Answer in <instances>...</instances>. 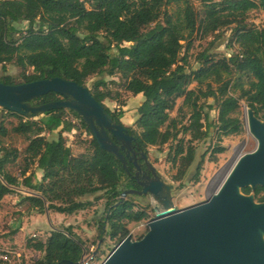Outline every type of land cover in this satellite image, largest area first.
<instances>
[{
    "label": "trees",
    "instance_id": "trees-1",
    "mask_svg": "<svg viewBox=\"0 0 264 264\" xmlns=\"http://www.w3.org/2000/svg\"><path fill=\"white\" fill-rule=\"evenodd\" d=\"M196 2L204 10L202 19L193 0H0V66L3 73L11 64L22 69L24 83L62 78L86 86L93 76L119 75L127 92L144 97L138 108L137 127L141 132L126 127L144 150L178 139L180 123L171 119L170 112L181 98L191 111L190 124L182 130L193 141L207 138L215 130L219 139L240 135L243 125L237 114L241 101L264 121V31L244 24L250 12L264 11V0ZM22 22L28 23L25 32L15 26ZM232 26H235L233 44L239 48L238 53L221 60L204 53L199 58L201 66L188 70L187 55L181 57L183 43H187L188 51L195 34L201 33L205 39ZM28 69H32L31 75H26ZM0 82L19 85L10 76L2 77ZM192 83L198 84L197 90H189ZM106 87L104 78L95 83L92 92L95 99L100 103L107 99L116 101L110 91H101ZM208 99L216 103L217 123L211 121L208 113H203L200 101ZM57 100L59 96L50 93L34 101L45 104ZM106 110L114 121L121 122L122 110L117 113L107 107ZM65 111L46 113L45 119L38 123L0 109L1 118L4 113L20 118L13 131L27 136L29 141L25 157L28 164L19 177L7 170L17 162L19 151L0 142V202L22 187L36 193L22 199L31 211L44 214L49 210L71 216L93 206L85 197L102 193L103 197L96 201L105 200L110 237L119 238L121 243L130 234L127 224L142 222L148 215L134 211L131 196L121 200L123 185L132 188L126 170L114 155L101 151L94 139L90 141L91 157L73 156L63 134L75 129L63 119ZM68 112L79 118L86 133L91 135L82 118ZM57 131V139L48 141L42 136ZM7 133L1 123L0 135ZM185 152L181 163L188 169L195 160L194 148L185 150L181 144L176 155L183 156ZM214 152L223 154L225 148L219 146ZM204 163L203 157L196 168L195 183L199 182ZM34 165L42 172L41 181L35 173H30ZM242 192L250 195L251 189ZM255 192L259 196L264 187H258ZM103 233L100 229V236ZM26 247L45 254L39 264L63 260L78 263L85 253L82 240L70 227L53 232L46 243L29 240Z\"/></svg>",
    "mask_w": 264,
    "mask_h": 264
},
{
    "label": "rangeland",
    "instance_id": "rangeland-1",
    "mask_svg": "<svg viewBox=\"0 0 264 264\" xmlns=\"http://www.w3.org/2000/svg\"><path fill=\"white\" fill-rule=\"evenodd\" d=\"M193 1L196 12L200 16V19H202L204 17V10L196 0ZM244 24L248 25V27L264 31V11L250 12ZM15 26L25 32L28 28V23L22 22ZM234 28L235 26L228 27L216 35L205 39L201 33L195 34L188 51L187 43H183L184 48L181 57L187 55L188 70L198 69L201 66V62L199 61L200 56L207 52L212 54L217 60L229 59L236 55L239 48L233 44L235 34L232 30ZM32 73V69H28L26 75H31ZM24 74V71L14 64L7 66L6 73H3L2 66H0V79L4 76H10L14 83L22 84L25 81ZM102 78L107 81V87L102 88L101 91H110L112 97L116 99V101L107 99L103 104L112 113L122 110L124 116L121 119V123L139 134L141 130L137 127L138 108L144 101V97L134 96L127 92L125 90V81L119 75H115L114 77H107L106 75L103 77L93 76L89 78L86 86L91 92H94L95 83ZM197 89V83H192L189 87V90ZM202 89H206L205 86ZM31 104L38 106L42 102L34 101ZM200 105L204 108L203 113H208L211 121L217 123L218 112L215 108L216 103L214 100H201ZM210 106L214 108L210 109ZM247 115L249 116L248 119ZM3 116L4 118L0 117V124L4 123V128L8 133L6 136L0 135V142L11 150H18L20 154L17 162L8 166L7 170L12 175L19 177L20 171L25 168L26 163L28 164L25 161V157L29 141L27 140V136L14 133L13 131V128L19 124L20 118L8 116L5 113ZM237 116L243 125L242 134L219 139L217 130H215L209 137L193 141L190 134H185L182 130V127L189 126L190 124V108L184 105V98L178 99L175 109L170 112L171 119H176L180 123L178 126V130L180 131L178 139L164 146L148 147L145 150L149 162L156 169L161 179L165 183L174 186L172 196L177 210L202 204L212 198L218 193L238 161L244 155L250 154L257 149L258 142L250 131V111L245 101H241ZM73 118L79 120L71 112L67 110L64 112L63 119ZM43 119H45L44 115H40L32 120L40 123ZM23 121H26V119H23ZM79 125L81 124H76L75 126L72 124L75 129L74 132L64 133L63 137L67 146L72 150L73 156L81 157L86 155L91 157L93 151L90 141L93 138L86 133L82 125L81 127ZM166 128L167 126L164 128V131ZM58 134L59 131L53 134L45 132L42 136L51 141L57 139ZM181 144L185 150L188 147L194 148L195 160L188 169H185L181 163V159L186 155V152L183 156L176 155L177 147ZM219 146L225 148L223 154H215L214 151ZM203 157L205 158V163L201 170L199 182L195 183L194 175L196 168ZM30 173H35L36 179L39 181L40 175L36 165L31 167ZM255 193L251 189L250 196L254 198L256 204H262L264 192L259 196H256ZM35 194L32 191L19 187L14 195L5 197L0 202V264H39L44 259L45 254L28 249L26 247L27 241L33 240L35 243H46L53 232L65 231L68 227L84 244V264H103L120 244L119 238L112 239L110 237V225L105 221L108 215L105 200L96 201L97 198L103 197L102 193L96 196L85 197L84 200L92 201L93 206L71 216L58 214L49 210H46L44 214L31 211L29 204L22 199L23 197ZM130 198L134 202L135 212H145L148 215V219L142 222L127 224L129 235L132 236L133 241H140L149 231L148 223L157 215L155 209L157 203L149 196H131ZM100 229L104 230L102 236H100ZM2 257L7 258L8 261L1 260Z\"/></svg>",
    "mask_w": 264,
    "mask_h": 264
},
{
    "label": "water",
    "instance_id": "water-1",
    "mask_svg": "<svg viewBox=\"0 0 264 264\" xmlns=\"http://www.w3.org/2000/svg\"><path fill=\"white\" fill-rule=\"evenodd\" d=\"M50 93L60 99L31 104ZM0 109L28 119L56 110L72 111L85 122L99 149L114 155L129 172L137 137L113 120L87 86L62 78L19 85L0 82ZM248 110L258 147L238 161L218 193L202 204L177 210L174 186L165 183L152 167L154 179L147 178L141 191L126 190L121 196L122 201L128 196H149L157 203L148 233L140 241L126 237L103 264H264V202L256 204L242 192L264 187V121ZM143 158L147 161L145 152ZM134 167L141 170L137 162ZM56 264L83 263L63 260Z\"/></svg>",
    "mask_w": 264,
    "mask_h": 264
},
{
    "label": "flooded vegetation",
    "instance_id": "flooded-vegetation-1",
    "mask_svg": "<svg viewBox=\"0 0 264 264\" xmlns=\"http://www.w3.org/2000/svg\"><path fill=\"white\" fill-rule=\"evenodd\" d=\"M134 150L136 154L130 155V158L132 159L131 162L128 164V170L127 176L129 177L130 184L132 185V188H126L127 184H124V188L126 190H135V191H141L142 190V183L147 182V178L154 179L155 178V172L152 170L153 165L149 162L148 156L147 161L143 158V152H145L144 149H142L139 144L134 146ZM134 162H137L138 165L141 167L140 171H137V169L134 167ZM158 174V172H157ZM123 181H126V178L123 179ZM147 197V196H146Z\"/></svg>",
    "mask_w": 264,
    "mask_h": 264
},
{
    "label": "built area",
    "instance_id": "built-area-1",
    "mask_svg": "<svg viewBox=\"0 0 264 264\" xmlns=\"http://www.w3.org/2000/svg\"><path fill=\"white\" fill-rule=\"evenodd\" d=\"M67 121H69V122H71L74 126L76 125V124H81V121L80 120H77L76 118H73V119H66ZM79 127H81V125H79ZM85 135H86V133H85ZM5 257H7L6 255H5ZM5 260V261H8V259L7 258H4V257H2V259L1 260ZM83 264H84V261L82 260L81 261Z\"/></svg>",
    "mask_w": 264,
    "mask_h": 264
},
{
    "label": "crops",
    "instance_id": "crops-1",
    "mask_svg": "<svg viewBox=\"0 0 264 264\" xmlns=\"http://www.w3.org/2000/svg\"><path fill=\"white\" fill-rule=\"evenodd\" d=\"M140 96H143V95H139V97H140ZM29 174H30V173H29ZM39 175H40V179H39V181H41V179H42V172L39 171ZM7 197H8V196H7Z\"/></svg>",
    "mask_w": 264,
    "mask_h": 264
},
{
    "label": "bare ground",
    "instance_id": "bare-ground-1",
    "mask_svg": "<svg viewBox=\"0 0 264 264\" xmlns=\"http://www.w3.org/2000/svg\"><path fill=\"white\" fill-rule=\"evenodd\" d=\"M248 117H249V116L247 115V119H248ZM247 119H246V120H247ZM247 121H248V120H247ZM247 129H248V128H247Z\"/></svg>",
    "mask_w": 264,
    "mask_h": 264
}]
</instances>
